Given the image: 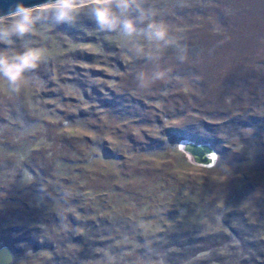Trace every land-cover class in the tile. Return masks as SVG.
<instances>
[{
    "label": "rangeland",
    "instance_id": "rangeland-1",
    "mask_svg": "<svg viewBox=\"0 0 264 264\" xmlns=\"http://www.w3.org/2000/svg\"><path fill=\"white\" fill-rule=\"evenodd\" d=\"M156 3L189 44L187 63L176 61L171 50L162 62L179 73L171 84L140 90L133 74L150 65L126 56L114 35L109 49L55 27L36 35L52 56L38 69L43 87L16 96L0 87V116L7 99L19 98L37 122L27 134L33 174L7 180L15 173L0 171V189L15 190L8 208L22 210L8 215L7 225L20 232L27 222L55 216L66 221L65 239L79 224L89 235L113 232L136 244L162 230H213L217 208L245 206L249 191L264 182V133L247 130L228 141L198 120L264 114V0H188L184 8L178 0ZM171 127L215 137L214 164H194L178 144L172 149ZM248 184L255 187L246 193L241 187ZM255 193L261 202L264 192ZM47 255L4 264H44Z\"/></svg>",
    "mask_w": 264,
    "mask_h": 264
},
{
    "label": "trees",
    "instance_id": "trees-1",
    "mask_svg": "<svg viewBox=\"0 0 264 264\" xmlns=\"http://www.w3.org/2000/svg\"><path fill=\"white\" fill-rule=\"evenodd\" d=\"M56 31L67 36L77 33L102 48V45L110 42L109 38L113 36L98 33L94 23L87 18H81L73 26L59 25ZM85 56L84 61H90L89 57H93L91 53ZM79 59H82V56ZM21 100L17 98L11 102L10 98L7 99L5 106L8 108L3 110L6 114L0 116V156L4 157L0 159V171L11 170L15 173L14 176L9 173V176H6L7 180H21L24 175L33 174L34 170L32 168L34 151L31 150L32 142H29L33 138L27 134L33 130L37 122L26 114L27 109ZM226 115L222 116L223 118L212 116L215 121L210 123L198 120L204 125L224 132L228 141L248 134L245 132L247 130H251L254 136L264 133V114L229 112ZM166 134L172 149L185 138L198 142H216L215 137L200 133L195 127L188 131L171 127ZM255 186L264 192V182ZM255 186L248 184L241 188L246 192ZM23 187L29 189V186ZM258 188L249 191L251 197L245 206L217 208L219 224L213 230L189 232L181 227L177 230H162L150 239L136 241V244L128 240L123 242L122 237L115 236L113 232H92L89 235L87 226L81 227L79 224L72 225L76 230L65 239L62 231L66 221H59L54 215L52 219L46 217L31 221L32 223L27 222L23 231L19 232L17 228L7 225V219H10L8 215L22 214V210L7 206L8 202L12 201L11 196L15 190L2 188L0 249L8 248L15 262L48 253L47 258L44 259L42 256L44 264H97L106 259V252L115 257L116 264H264V199L259 202L255 193ZM250 201H254L255 205L249 204ZM200 209H203L201 204L197 206V210ZM18 232L19 234H16Z\"/></svg>",
    "mask_w": 264,
    "mask_h": 264
},
{
    "label": "clouds",
    "instance_id": "clouds-1",
    "mask_svg": "<svg viewBox=\"0 0 264 264\" xmlns=\"http://www.w3.org/2000/svg\"><path fill=\"white\" fill-rule=\"evenodd\" d=\"M187 4L188 0H178L177 7ZM81 18L92 21L98 33L114 35L126 56L150 65L133 74L140 90L150 89L157 82L169 85L173 76H179L162 63L169 50L180 64L188 61L187 37L173 30L156 0H40L31 5L14 0L7 10L0 11V87L9 96L19 95L26 88L43 87L38 69L52 56L36 39L37 32L46 36L53 28L73 26ZM18 43L22 46L17 51ZM105 258L107 264H116L110 252Z\"/></svg>",
    "mask_w": 264,
    "mask_h": 264
},
{
    "label": "water",
    "instance_id": "water-1",
    "mask_svg": "<svg viewBox=\"0 0 264 264\" xmlns=\"http://www.w3.org/2000/svg\"><path fill=\"white\" fill-rule=\"evenodd\" d=\"M14 0H0V11L7 10L8 6ZM26 5L38 4L40 0H23ZM178 148L182 150L190 159L191 162L197 165L210 166L214 164L217 151L206 142H198L193 139H181L178 143ZM12 261V253L6 247L0 249V264Z\"/></svg>",
    "mask_w": 264,
    "mask_h": 264
}]
</instances>
